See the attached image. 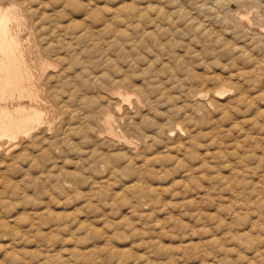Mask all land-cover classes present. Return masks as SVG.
<instances>
[{
    "label": "rangeland",
    "instance_id": "rangeland-1",
    "mask_svg": "<svg viewBox=\"0 0 264 264\" xmlns=\"http://www.w3.org/2000/svg\"><path fill=\"white\" fill-rule=\"evenodd\" d=\"M8 1L28 13L35 42L55 50L48 59L76 52L82 65L70 72L83 81L100 76L90 96L126 71L144 87L147 102L117 89L143 105L142 113L130 108L143 131L121 130L147 144L130 152L75 131L67 144L52 142L51 160H7L0 264H264V0ZM135 44L119 58V48ZM97 47L112 61L105 75ZM219 87H235L243 101L231 92L206 108L190 99Z\"/></svg>",
    "mask_w": 264,
    "mask_h": 264
},
{
    "label": "bare ground",
    "instance_id": "bare-ground-1",
    "mask_svg": "<svg viewBox=\"0 0 264 264\" xmlns=\"http://www.w3.org/2000/svg\"><path fill=\"white\" fill-rule=\"evenodd\" d=\"M12 3L8 0H0V166L5 164L7 160L12 162L22 155H26L29 159L41 156V158L51 160L53 159L52 142L56 140L61 144H67L71 141L75 131L76 134H81L82 140H87L90 143L100 140L103 144L124 146L130 152L138 150L141 152L140 149L146 146V141H143L142 145L136 144L123 133L121 127L137 135L143 131L133 123L134 116L130 112V108L133 106L137 113H142L143 105L138 99H132L128 94L130 92L138 94L144 99V102H147L144 97V87L139 83L134 85L130 80L128 71H126L121 74V77L105 83L110 87L112 86L106 93L90 96L89 93L94 85L98 82L102 83L100 76L95 75L93 80L84 79L83 81V78L76 71L73 70L74 73H71V67L82 65V59L76 52L71 55L73 58L66 57V54L56 53L54 55L56 59H48L47 55L55 53V50L50 46L43 47L42 45L41 47L35 42L34 31L32 32L27 17L28 13L19 5ZM90 33L92 34L91 31ZM149 33L151 34V32ZM115 40L117 41V39ZM97 48L96 52H99L97 62L101 68H104L100 71L102 72L100 75H105L106 67L110 66L112 61L102 60L101 49ZM123 49L119 48V58L121 59L130 57V50H136L137 45H133L128 51ZM54 62L65 63L67 67L57 70ZM86 66L81 67V74H87V71L90 70ZM187 75L189 81H196L201 86L206 83L204 80L193 79L189 77V74ZM236 80L237 82L240 81V76ZM61 85L69 87L67 88V96L59 93ZM120 86L128 87L130 92L118 90L117 88ZM228 92L232 93L237 102L243 101V95L239 91L237 92L235 87H229V89L219 87L210 93L211 95L200 92L191 96L190 99L198 106L206 108L212 105L213 100H220ZM260 97L264 100V95ZM98 103L106 105L109 112L97 115L94 106ZM152 105H149L151 112L154 111ZM192 111L195 114H200L198 107L194 106ZM169 113L173 114L172 111ZM91 126L94 129H91ZM95 128L98 130L96 131ZM157 132L167 138L170 136L166 128H160ZM218 146H216V150L219 149ZM36 149V153L32 155ZM110 172L112 173V171ZM9 188H11V195L17 196L19 194L18 187L10 185Z\"/></svg>",
    "mask_w": 264,
    "mask_h": 264
}]
</instances>
